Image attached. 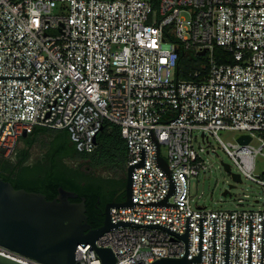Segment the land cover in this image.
<instances>
[{
	"label": "built area",
	"instance_id": "1",
	"mask_svg": "<svg viewBox=\"0 0 264 264\" xmlns=\"http://www.w3.org/2000/svg\"><path fill=\"white\" fill-rule=\"evenodd\" d=\"M181 48L205 57L197 80L178 78ZM106 122L127 143L133 204L111 208L118 227L96 247L111 248L115 264H264V201L211 210L190 191L208 168L202 154L215 152L211 138L229 174L264 189V0H0V151L11 157L24 133L43 127L67 129L79 152L92 153ZM76 263L102 259L82 243Z\"/></svg>",
	"mask_w": 264,
	"mask_h": 264
},
{
	"label": "water",
	"instance_id": "2",
	"mask_svg": "<svg viewBox=\"0 0 264 264\" xmlns=\"http://www.w3.org/2000/svg\"><path fill=\"white\" fill-rule=\"evenodd\" d=\"M204 54L205 51L200 53V55ZM27 136L28 134L24 133L23 137ZM237 139L243 144L251 141L249 136H238ZM95 142L97 143V137ZM158 162L171 178L168 162L160 155V146H158ZM224 167L227 172L230 171L228 164H224ZM133 170V166L127 169L125 187L106 204L104 222L98 228H93L88 221L86 199L82 198L80 202L71 201L78 198L74 192L60 187L57 197L48 200L42 193L16 189L9 181L0 177V247L44 264H77L78 245L90 243L102 259V264H115L117 259L111 248L96 247L95 242L104 233L118 227L111 222V208L132 206ZM230 175L233 183L224 191V196H231L235 184L242 182L239 174ZM174 191L173 184L169 196ZM122 194H125L124 199L118 201V197ZM162 204L168 205V198ZM183 238L188 242V234ZM199 260L200 257L192 261L187 257L162 258L151 264H191ZM0 264L23 263L0 253Z\"/></svg>",
	"mask_w": 264,
	"mask_h": 264
},
{
	"label": "trees",
	"instance_id": "3",
	"mask_svg": "<svg viewBox=\"0 0 264 264\" xmlns=\"http://www.w3.org/2000/svg\"><path fill=\"white\" fill-rule=\"evenodd\" d=\"M197 55L191 50H180L178 78L196 79L195 73L200 69H184L188 56ZM47 135L45 152L34 163L31 149L39 136ZM19 147L8 161H0V177L9 181L16 189L38 192L53 200L60 187L78 195L72 202L86 199L88 221L93 228L103 225L106 204L125 187L128 167L127 143L122 137L118 125L106 122L97 135L96 149L92 153L79 152L72 142L67 129L51 130L36 128L27 137H22ZM79 159L86 163L71 165L69 161ZM113 172L106 176L100 174L102 169ZM122 173V174H121ZM121 175V176H120ZM124 197H119L122 201Z\"/></svg>",
	"mask_w": 264,
	"mask_h": 264
},
{
	"label": "rangeland",
	"instance_id": "4",
	"mask_svg": "<svg viewBox=\"0 0 264 264\" xmlns=\"http://www.w3.org/2000/svg\"><path fill=\"white\" fill-rule=\"evenodd\" d=\"M223 49H217L216 55H221ZM206 64L205 57L192 55L188 56L185 60L184 69H202ZM194 136V146L197 150L200 149V146L203 144L202 140V131L195 130L193 133ZM222 138L225 141L232 140L233 134L227 135L225 133L221 134ZM49 138L47 135L39 136L36 144L31 149V159L29 163H34L39 160L45 152V143H47ZM210 142L212 148L215 152H212L211 155L202 154L203 160L207 163V170L201 173L198 178H194L191 181L190 191L192 199L194 200L193 204L197 206H206L211 210H227L234 211L240 209H251L257 210L260 206L254 204L257 199H260L261 202L264 201V189L255 184L252 181L243 180L240 184H235V188L231 190V196H224L223 193L226 189L229 188V185L232 184V176L225 170L222 162L230 164L227 154L220 147L216 139L211 138ZM19 147H23V144H19ZM162 154L166 156V150L163 149ZM12 159L9 156H6L3 151H0V161H8ZM261 162V161H260ZM71 165L86 163L79 159H73L69 161ZM262 162L260 163L259 168L262 169ZM126 168H128L126 166ZM110 173L113 174L111 170L102 169L100 174L104 176ZM122 174V173H121ZM121 176V175H120Z\"/></svg>",
	"mask_w": 264,
	"mask_h": 264
},
{
	"label": "flooded vegetation",
	"instance_id": "5",
	"mask_svg": "<svg viewBox=\"0 0 264 264\" xmlns=\"http://www.w3.org/2000/svg\"><path fill=\"white\" fill-rule=\"evenodd\" d=\"M124 195H125V194H122V195H121V196H119V197H124ZM119 197H118V198H119Z\"/></svg>",
	"mask_w": 264,
	"mask_h": 264
}]
</instances>
